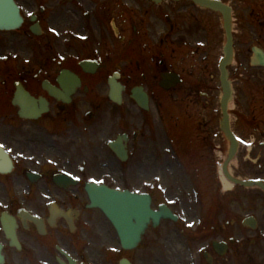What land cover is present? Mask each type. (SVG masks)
Returning <instances> with one entry per match:
<instances>
[{"label":"flooded vegetation","instance_id":"1","mask_svg":"<svg viewBox=\"0 0 264 264\" xmlns=\"http://www.w3.org/2000/svg\"><path fill=\"white\" fill-rule=\"evenodd\" d=\"M14 1L23 23L0 30L4 264H120L123 259L138 264L134 253L143 243L124 250L103 212L89 207L86 186L150 194L158 209L166 189L155 181L167 180L171 127L180 129L173 141L179 161L195 164L190 168L197 169V177L201 162L214 167L212 192L203 202L198 181L199 204L191 208L181 201L177 222L165 219L149 227L148 240L163 234L172 258H156L147 246L150 261L140 259L141 264H264V191L224 186L221 174L232 143L218 112L209 122L195 121L202 115V108H194L197 98L212 102L214 95V106L218 101L223 14L192 0ZM219 1L232 8L234 19L235 61L228 71L238 142L227 169L237 179L264 183V66L253 62L254 49L264 51V9L255 7L238 18L235 5ZM65 72L72 76L64 77ZM173 75L180 83L163 89L164 77ZM74 78L79 84L73 87ZM112 78L125 87L120 104L110 98ZM45 81L59 94L51 95ZM18 86L37 109L42 99L47 102L40 118L22 116L25 102L14 103ZM140 89L149 97L148 110L133 98ZM63 177L75 183H59ZM251 195L261 202L250 204L256 200ZM5 212L13 221L6 227Z\"/></svg>","mask_w":264,"mask_h":264},{"label":"rangeland","instance_id":"2","mask_svg":"<svg viewBox=\"0 0 264 264\" xmlns=\"http://www.w3.org/2000/svg\"><path fill=\"white\" fill-rule=\"evenodd\" d=\"M225 1H227L228 4L235 5L236 10L238 9V11H239V12H236L238 18H241L242 12L244 14H247V11H250L255 7L259 8V9H260V7H262V9H264V0H225ZM262 9H260V10H262ZM262 16H263V20H264V12L262 13ZM26 57H30V55L27 54ZM196 97H198V96H196ZM214 98H215V96L213 95L212 102L209 99H206L203 97L197 98L198 103L197 104L194 103V108L195 107L198 109L202 108V112H201L202 115H201V117L196 118V120H195L196 123L209 122L211 113L218 112V110L216 109L217 103L214 106ZM213 118L214 117H212L211 119H213ZM179 131H180V129H178V132ZM175 132H176V134H178L177 131H175ZM168 149L170 151V153H169L170 156H169L168 167L166 169L167 180L165 179V183H162L160 181H155V184H163L162 186L166 189V191H164V195H163L161 202H165V203L169 204L170 206H172L173 210H175L178 214L182 213L181 209H180V202L181 201L189 204L191 208H194L196 204H199V200L194 198V192H195V190L197 191V188H198L197 185L199 184L198 181H200L201 185H203L202 201L205 203L209 202L211 192H212L213 180L215 178V175L213 172L214 167H212V164L207 160L201 162V169H200V171L198 173V177H197L195 175V171L197 169H195V171H192V169L190 168L191 163H189V162L182 163V161L178 160L177 156H175V150H174L172 144L168 147ZM182 165H186L188 167L189 172L186 171ZM194 165L195 164L191 165L193 167V169H194ZM188 178L191 181V183L188 182V180H187ZM182 181L185 183L184 185L182 184ZM194 185H196V186H194ZM198 194H199V192H198ZM231 194H233V193H230V192L227 193V195L229 196V199L233 200L234 199L233 197H235V196H234V194L233 195H231ZM251 196H254L256 198V200L254 202L250 201V204L255 206L257 203L261 202V200L259 199L260 196L259 197H257L258 195H251ZM157 203H159V202H157ZM254 206H253V208H254ZM251 207L252 206L250 205L249 208L251 209ZM234 208L237 210L238 206L234 205ZM238 214L240 217H243L242 213L240 212V207H239V213ZM108 228L113 230L112 227L107 223L106 229H107V232L109 233ZM150 233L151 232L146 233V236H145L144 241H143V248L138 249L134 253V257L136 259H139L138 264H141L140 259L144 260L146 263L148 261H150L149 254H148L147 250L145 249L147 246H149L150 248H152V250H154L156 252V254L154 255L156 258H162L163 260L169 261V259L172 258V256H170L169 253L166 252V247H168V243L166 244L165 240L163 241V239H164L163 234H162V236H159V238L157 240H154V236L151 237L150 240H148V236ZM109 235H107V236H109ZM110 237H112V236L110 235ZM106 245H109L108 242L106 243ZM194 255H195V253H193V256Z\"/></svg>","mask_w":264,"mask_h":264},{"label":"water","instance_id":"3","mask_svg":"<svg viewBox=\"0 0 264 264\" xmlns=\"http://www.w3.org/2000/svg\"><path fill=\"white\" fill-rule=\"evenodd\" d=\"M197 1V0H196ZM11 0H0V21L1 24H6L3 20H16L12 16L7 17L6 14L14 12ZM226 63L232 55L231 36L229 43L225 49ZM227 79L223 77L224 86V122L225 131L228 135L230 131L229 116L227 113V104L231 99V92L227 85ZM116 88V87H115ZM116 93V92H115ZM114 99H117L116 96ZM89 196L92 206L101 208L111 221L121 231L123 244L130 248L135 247L141 240L142 234L145 232L151 220L157 225L162 217H171L177 219L169 209L162 207L160 211H153L150 207L151 198L147 195H136L126 192H118L105 187L91 186L89 187ZM3 257L0 255V262Z\"/></svg>","mask_w":264,"mask_h":264},{"label":"bare ground","instance_id":"4","mask_svg":"<svg viewBox=\"0 0 264 264\" xmlns=\"http://www.w3.org/2000/svg\"><path fill=\"white\" fill-rule=\"evenodd\" d=\"M197 4L202 6V7H206V8L209 7L211 10H214L216 12L217 11L221 12L224 15H228L229 12H230L226 5H219L217 2H211V4H210V3H208L205 0H198ZM228 19H229V22H230L231 20H230L229 16H228ZM221 176H222V181H223L225 187H232L233 186L232 183H230L227 180L225 175L221 174Z\"/></svg>","mask_w":264,"mask_h":264}]
</instances>
